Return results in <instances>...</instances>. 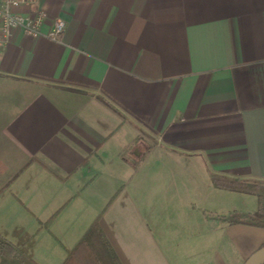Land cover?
Returning a JSON list of instances; mask_svg holds the SVG:
<instances>
[{
    "label": "crops",
    "instance_id": "1",
    "mask_svg": "<svg viewBox=\"0 0 264 264\" xmlns=\"http://www.w3.org/2000/svg\"><path fill=\"white\" fill-rule=\"evenodd\" d=\"M0 50V234L60 264L94 217L123 264H242L220 218L264 180V0H37ZM61 19L59 40L46 33Z\"/></svg>",
    "mask_w": 264,
    "mask_h": 264
},
{
    "label": "trees",
    "instance_id": "2",
    "mask_svg": "<svg viewBox=\"0 0 264 264\" xmlns=\"http://www.w3.org/2000/svg\"><path fill=\"white\" fill-rule=\"evenodd\" d=\"M211 183L216 188L256 197L255 210L232 211L220 218L230 223L264 228V180L211 175ZM99 216L93 218L77 242L68 249L60 264H123L100 228ZM0 264L39 263L26 256L19 246L0 234Z\"/></svg>",
    "mask_w": 264,
    "mask_h": 264
},
{
    "label": "built area",
    "instance_id": "3",
    "mask_svg": "<svg viewBox=\"0 0 264 264\" xmlns=\"http://www.w3.org/2000/svg\"><path fill=\"white\" fill-rule=\"evenodd\" d=\"M46 13L37 5V0H0V50L8 43L12 34L20 29L24 35L38 37ZM65 29V22L57 19L46 33L52 40H59Z\"/></svg>",
    "mask_w": 264,
    "mask_h": 264
},
{
    "label": "water",
    "instance_id": "4",
    "mask_svg": "<svg viewBox=\"0 0 264 264\" xmlns=\"http://www.w3.org/2000/svg\"><path fill=\"white\" fill-rule=\"evenodd\" d=\"M264 263V244L252 252L242 264H263Z\"/></svg>",
    "mask_w": 264,
    "mask_h": 264
}]
</instances>
